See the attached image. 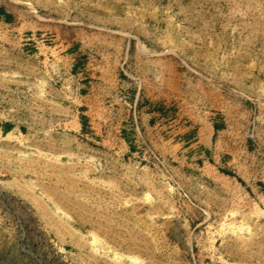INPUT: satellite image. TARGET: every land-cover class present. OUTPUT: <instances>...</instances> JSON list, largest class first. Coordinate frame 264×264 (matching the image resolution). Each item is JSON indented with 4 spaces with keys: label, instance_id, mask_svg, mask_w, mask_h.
Returning <instances> with one entry per match:
<instances>
[{
    "label": "rangeland",
    "instance_id": "374dc122",
    "mask_svg": "<svg viewBox=\"0 0 264 264\" xmlns=\"http://www.w3.org/2000/svg\"><path fill=\"white\" fill-rule=\"evenodd\" d=\"M0 264H264V0H0Z\"/></svg>",
    "mask_w": 264,
    "mask_h": 264
}]
</instances>
